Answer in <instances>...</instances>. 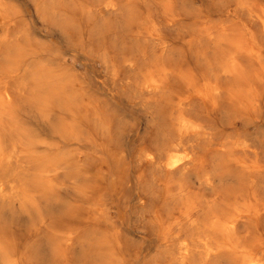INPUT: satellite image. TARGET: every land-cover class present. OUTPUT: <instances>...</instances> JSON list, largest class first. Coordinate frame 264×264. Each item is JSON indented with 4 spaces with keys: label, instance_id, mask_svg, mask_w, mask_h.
Here are the masks:
<instances>
[{
    "label": "bare ground",
    "instance_id": "6f19581e",
    "mask_svg": "<svg viewBox=\"0 0 264 264\" xmlns=\"http://www.w3.org/2000/svg\"><path fill=\"white\" fill-rule=\"evenodd\" d=\"M23 1L0 0V264H264V0ZM97 71L146 121L128 150Z\"/></svg>",
    "mask_w": 264,
    "mask_h": 264
},
{
    "label": "rangeland",
    "instance_id": "374dc122",
    "mask_svg": "<svg viewBox=\"0 0 264 264\" xmlns=\"http://www.w3.org/2000/svg\"><path fill=\"white\" fill-rule=\"evenodd\" d=\"M198 2H204L207 3L206 0H197ZM16 4L19 5L20 8L25 7V2L23 0H16ZM27 23L30 25V27L36 32V34L33 35L34 40L39 43V44H44L46 46L51 47L52 49L56 50L53 52V54H55L54 56L57 57V55L59 54V56L61 55H66L65 58L68 60V62L64 64H61L60 66L63 69L66 70H71L72 67L75 65V67L77 68L78 64L76 63V60H74L75 58H71L70 56L73 54V49L71 47H68V45L66 44H59L58 42H53L52 40V29L49 26H42L40 25V23H37L35 21V19H31L29 16H27L26 18ZM83 24H86V18H79ZM36 35V37H35ZM38 35L42 36L39 37ZM38 37V38H37ZM86 37L88 38V36L86 35ZM39 40V41H38ZM58 52V54L56 53ZM61 54V55H60ZM58 56V57H59ZM75 61V62H74ZM87 62V61H86ZM77 70L81 73V71L77 68ZM83 71V70H82ZM93 82H94V86H93V90L95 95L103 102H105L108 105V109L110 111V113H112L113 115L115 114V110L113 108V103L115 102V100L112 98V96H110V92L111 90H116V92H118L120 94V99H119V117H121V119L123 118V131L125 132V137H122L121 135H119L120 137H118L117 142L115 143L116 146L119 147H123L124 149L128 148H132L137 144L139 141V138H141V135L144 131V128L146 126V121L144 119V116L142 113H139V111L136 108H132L129 107L127 102H126V98L124 96V93H122L121 88L118 86H113L112 84L106 85L103 83L102 78L100 76H102V74L100 75V71H97L96 73L93 74ZM90 76V75H88ZM106 78V77H105ZM113 87H112V86ZM110 86V87H109ZM110 105V106H109ZM112 110H110L111 108ZM117 116V115H116ZM144 124V125H143ZM125 140H126V144H125ZM128 142V143H127ZM125 146V147H124ZM83 160H85V162H87V160L84 158ZM139 193L141 192H137V194L133 193L132 190H127L124 189V191L122 192V195L120 197V200H118V204L114 205V207L112 208L111 214L113 215V218H118L121 215H123L125 213L124 216V225H126V229H130L131 233L130 234H125V241H127L128 243V247H130L131 249H138L143 247V249L146 247V245L148 244V242L146 241V239H148L147 236L144 235H139V232H132L135 230H140L142 229V224L139 223V221L137 220V216H138V211L136 210V203H137V196L139 195ZM124 196V197H123ZM136 197V198H135ZM112 201V200H111ZM116 213V215H115ZM126 218V220H125ZM137 218V219H136ZM127 236V237H126Z\"/></svg>",
    "mask_w": 264,
    "mask_h": 264
}]
</instances>
